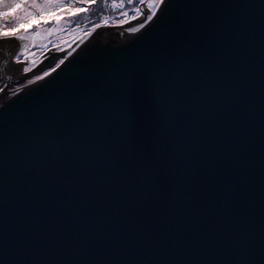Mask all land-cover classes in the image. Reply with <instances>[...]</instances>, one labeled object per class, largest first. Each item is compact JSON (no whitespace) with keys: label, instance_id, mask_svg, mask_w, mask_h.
Wrapping results in <instances>:
<instances>
[{"label":"water","instance_id":"water-1","mask_svg":"<svg viewBox=\"0 0 264 264\" xmlns=\"http://www.w3.org/2000/svg\"><path fill=\"white\" fill-rule=\"evenodd\" d=\"M165 5L41 59L0 38V264L264 259V0Z\"/></svg>","mask_w":264,"mask_h":264},{"label":"rangeland","instance_id":"rangeland-1","mask_svg":"<svg viewBox=\"0 0 264 264\" xmlns=\"http://www.w3.org/2000/svg\"><path fill=\"white\" fill-rule=\"evenodd\" d=\"M66 6L83 8L82 12L65 13L59 19L61 23L57 26L47 21L45 27L39 29L33 25H28L26 36H31L30 41L23 43V49L17 51L15 59H41V53H50L53 44H60L58 51H63L72 46L75 42L81 41L84 33L94 32L99 27H116L138 18V20L128 27L120 28L125 31L129 28L138 27L143 23V19L149 13L152 5L148 0H133L132 3L119 2V0H97L95 4H81L80 0H64ZM158 7V6H157ZM155 8V10L157 9ZM134 15L126 18L127 13ZM120 18L119 20H117ZM111 21V22H110ZM8 27L14 24V21L6 18L4 22ZM23 30L11 35H22ZM0 36V38L5 37ZM116 39L125 37L122 34L114 36ZM107 38V36H106ZM26 45V47H25Z\"/></svg>","mask_w":264,"mask_h":264},{"label":"snow or ice","instance_id":"snow-or-ice-1","mask_svg":"<svg viewBox=\"0 0 264 264\" xmlns=\"http://www.w3.org/2000/svg\"><path fill=\"white\" fill-rule=\"evenodd\" d=\"M96 2L97 0H80L81 4H95ZM119 2H124V0H119ZM132 2L133 0H127V3ZM141 2L143 3L144 0H141ZM148 2L152 5V8L145 16V23L153 21L154 17L159 19L155 11L157 6L166 7L165 0H148ZM73 11L79 13L84 11V9H73L71 6H66L64 0H0V36H4L5 34L11 35L17 33L19 30H23L24 34L18 37L23 41L28 31L26 26L34 24L35 28L39 29L45 27L46 22L49 20L58 26L61 23L59 18L65 15V13H72ZM6 18L14 21L11 27H8L4 23ZM144 26L145 24L141 23L140 27L144 28ZM63 63L64 60L61 59L57 63L56 68H59ZM53 71H55V68ZM47 75L48 73L45 72V76ZM37 78L40 79V77ZM239 243L240 251L247 256L244 264H256V261L252 257V252L246 248L242 239ZM259 264H264V259Z\"/></svg>","mask_w":264,"mask_h":264},{"label":"bare ground","instance_id":"bare-ground-1","mask_svg":"<svg viewBox=\"0 0 264 264\" xmlns=\"http://www.w3.org/2000/svg\"><path fill=\"white\" fill-rule=\"evenodd\" d=\"M140 29H141V27L138 26V27L129 28L128 30H125V31L118 30V32L120 31L121 32L120 34L126 36V35L133 34V33L137 32ZM133 30H135V31H133ZM83 39H84V37L81 40H83Z\"/></svg>","mask_w":264,"mask_h":264},{"label":"trees","instance_id":"trees-1","mask_svg":"<svg viewBox=\"0 0 264 264\" xmlns=\"http://www.w3.org/2000/svg\"><path fill=\"white\" fill-rule=\"evenodd\" d=\"M132 16H134V15H131V12L130 13H127V15H126V18H130V17H132ZM120 18H118L117 20H119ZM111 22V21H110Z\"/></svg>","mask_w":264,"mask_h":264},{"label":"flooded vegetation","instance_id":"flooded-vegetation-1","mask_svg":"<svg viewBox=\"0 0 264 264\" xmlns=\"http://www.w3.org/2000/svg\"><path fill=\"white\" fill-rule=\"evenodd\" d=\"M4 50H5V49H3V50H1V51L5 52ZM5 54H6V53H5Z\"/></svg>","mask_w":264,"mask_h":264}]
</instances>
